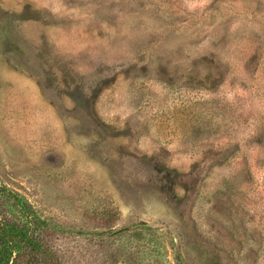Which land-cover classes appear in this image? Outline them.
I'll return each mask as SVG.
<instances>
[{
  "label": "rangeland",
  "instance_id": "374dc122",
  "mask_svg": "<svg viewBox=\"0 0 264 264\" xmlns=\"http://www.w3.org/2000/svg\"><path fill=\"white\" fill-rule=\"evenodd\" d=\"M0 187L62 264H264V0H0Z\"/></svg>",
  "mask_w": 264,
  "mask_h": 264
},
{
  "label": "trees",
  "instance_id": "16d2710c",
  "mask_svg": "<svg viewBox=\"0 0 264 264\" xmlns=\"http://www.w3.org/2000/svg\"><path fill=\"white\" fill-rule=\"evenodd\" d=\"M5 192L0 187V195ZM12 197L29 218L24 202ZM27 223L28 226L21 225L0 217V264H62L53 247L44 237L39 238L40 230L47 225L43 221H32V218Z\"/></svg>",
  "mask_w": 264,
  "mask_h": 264
},
{
  "label": "water",
  "instance_id": "95a60500",
  "mask_svg": "<svg viewBox=\"0 0 264 264\" xmlns=\"http://www.w3.org/2000/svg\"><path fill=\"white\" fill-rule=\"evenodd\" d=\"M60 231L68 234H103L106 232L105 230H96V229H77V230H67V229H60Z\"/></svg>",
  "mask_w": 264,
  "mask_h": 264
}]
</instances>
